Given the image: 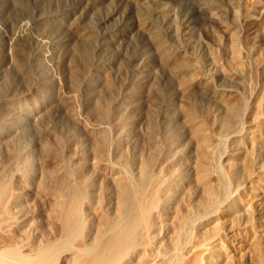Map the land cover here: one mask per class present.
<instances>
[{
    "label": "rangeland",
    "instance_id": "obj_1",
    "mask_svg": "<svg viewBox=\"0 0 264 264\" xmlns=\"http://www.w3.org/2000/svg\"><path fill=\"white\" fill-rule=\"evenodd\" d=\"M0 188L5 263L114 224L264 264V0H0Z\"/></svg>",
    "mask_w": 264,
    "mask_h": 264
},
{
    "label": "bare ground",
    "instance_id": "obj_2",
    "mask_svg": "<svg viewBox=\"0 0 264 264\" xmlns=\"http://www.w3.org/2000/svg\"><path fill=\"white\" fill-rule=\"evenodd\" d=\"M231 110H232V108H231ZM204 173H206V172L202 173L204 175V178H202L203 179L202 183L206 184L207 179H205L206 174H204ZM202 174H201V176H202ZM118 187H120L119 195H120L121 199L124 196L126 198L125 194L127 192H126V189L123 188L124 186H118ZM206 189H207V187L205 188V190ZM208 190H211V189H208ZM1 192H0V200L2 198ZM207 193H208V191H207ZM209 194H211V193L209 192ZM210 196H213V195H210ZM14 199L15 198H13V201H14ZM10 201L11 200L8 201L9 203H6V204L4 203V204L6 205V207L12 208V205H10L11 204ZM121 202H122V200H121ZM123 202H125V201L123 200ZM122 205H123V203H122ZM122 205H120V206H122ZM147 211L149 213V210H147ZM151 213H153V212H151ZM151 215H152L151 218L149 217L150 215L148 216L149 218H147L146 215L144 216V217H146L145 220L149 219L148 224L146 223L145 220H143V221H145V223H144L145 226H147V227L149 226V228H150V226L153 227L152 224H154V222H156V221H154V219H156V220L159 219V218H157V217H159L157 213L151 214ZM64 216H66V214ZM66 217L68 218V216H66ZM66 217L64 219H66ZM141 217H142V219L144 218L143 214ZM138 218H139V216H138ZM132 220L134 221V219H132ZM132 220H131V222H132ZM136 220H138V219H136ZM128 221H130V220H128ZM66 222H68V221H66ZM114 223L117 224L116 222H114ZM121 223L122 222H120V224H117L118 229L121 228V227H119V225H122ZM126 224H128V222ZM84 225H85V223H84ZM88 225H86L83 228L82 232L79 230L81 233H76L78 228L76 231L74 230V228L73 229L69 228V230H67V228H68V226H67V228H66L67 231L64 230V232L66 231V233L63 232V234L66 237L63 239L60 238V240H61L60 243H59V241L58 242L54 241L48 247L47 246L44 247V245H40L41 248L37 250V247H36V249L32 251V254H25V253L21 252V250H18V249L16 251L13 248L9 249L6 254L9 257L10 262L5 263L3 257L0 256V264H12V263L13 264H58V263H56L57 262V260H56L57 256L63 250L64 251L66 250L67 253H68V251H69V253H71L70 254L71 256H69L71 258V261L70 260H69L70 262L68 261L69 264H71V262H72V264H179L180 261L182 260L181 258H183L182 257L183 255L178 253L177 248H173L172 250H166L165 249L166 251H160L159 249H158V251H154L157 248L154 249L152 247L154 252H148V254H147L146 252L148 251L147 250L148 248L145 247L146 249L141 250V248H140V250H136V251H132V252L129 250V252L127 253L126 244L124 243V240H126L124 238L125 237L127 238V236H129L128 234L130 233L129 228L128 229L125 228L126 230L124 229V227L127 225L122 226L123 228L120 231L118 230V232L115 233L114 235H112L113 233L111 232V230H115V228L117 227L114 224H113V226L108 224L109 226L107 228L106 233L105 232L100 233L99 232L100 229L99 230H96V229L93 230L91 227L89 228ZM130 226L131 225L129 224V227ZM152 227H151V229H153ZM102 230H104V229H102ZM146 230H148V229L146 228ZM128 231H129V233H128ZM109 233L110 234L112 233V234L107 236V234H109ZM177 233H178V231H177ZM190 233L192 234V232H190ZM126 234H127V236H126ZM191 234H190V237H192ZM73 238H75V239L78 238V240H80L78 245H76V246L72 245L73 244V242H72ZM173 239H174V237H173ZM178 242L179 241H177V243ZM189 243H191V242H189ZM145 244L147 245V243H145ZM175 244L176 243L174 242V245ZM197 244L198 245H189V244H188V246H186L185 244H184L185 246L183 245L184 246L183 247L184 253L187 256L193 255V257L189 258L190 260L184 264H218V261L220 260L219 259L220 253L216 251L217 246L215 244H211L208 246L201 245L199 243H197ZM143 245H144V243H143ZM177 245L179 247V243ZM131 247H132V245H131ZM149 249H150V247H149ZM143 252H145V253H143ZM2 254H3V256H5V252H0V255H2ZM187 256L184 255L185 258H188Z\"/></svg>",
    "mask_w": 264,
    "mask_h": 264
}]
</instances>
